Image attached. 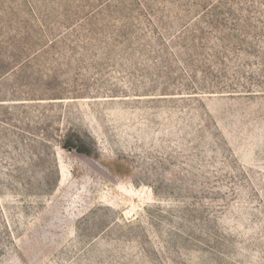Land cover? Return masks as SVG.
<instances>
[{"label": "rangeland", "instance_id": "374dc122", "mask_svg": "<svg viewBox=\"0 0 264 264\" xmlns=\"http://www.w3.org/2000/svg\"><path fill=\"white\" fill-rule=\"evenodd\" d=\"M0 264H264V0H0Z\"/></svg>", "mask_w": 264, "mask_h": 264}]
</instances>
